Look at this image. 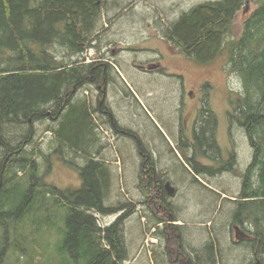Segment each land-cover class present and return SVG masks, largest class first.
<instances>
[{
	"label": "rangeland",
	"instance_id": "obj_1",
	"mask_svg": "<svg viewBox=\"0 0 264 264\" xmlns=\"http://www.w3.org/2000/svg\"><path fill=\"white\" fill-rule=\"evenodd\" d=\"M206 1L215 0H106L92 44L86 47L84 54L71 57L67 49L59 45L51 50L65 60L81 57L86 63L108 62L111 65L108 88L111 109L127 131L140 135L148 149L157 153L168 149L159 136L160 129L167 133L173 147L178 148L177 135L174 138L171 135L172 131L177 134L180 126L174 92H209V105L218 122V141L223 148L236 142V156L245 167L252 160L253 149L246 132L235 119L237 98L244 89L241 75L231 66L230 49L224 47L210 61L201 63L164 38V30L171 22ZM258 6V0H244L227 41L241 38L245 22ZM150 61L158 66L156 68H162L161 71L154 68L143 72L139 68ZM77 96L89 98L94 106L95 83L78 91ZM184 100L185 115L195 100L189 96ZM150 115L159 125L151 123ZM169 120L172 121L168 123ZM94 122L98 139L93 155L105 160L112 170V186L105 204L134 205V211L123 222L122 233L129 259L126 264H183L186 250L210 254L211 245L213 254L207 264L253 263L250 244L235 245L233 242L235 225H238L233 211L236 201L243 200L240 196L242 171L235 169L221 176L198 174L187 170L189 161L181 152L177 159L166 157L159 166H163L178 192L170 207H160L154 190L146 188L140 179L134 136L116 131L96 112ZM54 123L52 117L36 121V133L29 148L42 151L37 152V160L45 182L62 190L80 189L83 183L80 167L85 165L86 157L59 145L54 133L49 131ZM235 150L232 148V153L235 154ZM196 159L201 164L208 163L201 157ZM144 191L150 194L147 206L143 203ZM42 203L45 208L41 214L29 219L19 232H14L11 239L14 244L7 250L4 264H61L64 239L61 230L68 209L66 205L56 204L53 192ZM120 214L97 216L100 223L107 226ZM49 219L55 225H50ZM161 233L162 240L158 235ZM167 235L172 236L168 247L172 251L166 246Z\"/></svg>",
	"mask_w": 264,
	"mask_h": 264
},
{
	"label": "trees",
	"instance_id": "obj_2",
	"mask_svg": "<svg viewBox=\"0 0 264 264\" xmlns=\"http://www.w3.org/2000/svg\"><path fill=\"white\" fill-rule=\"evenodd\" d=\"M105 1L0 0V264L14 244V232L41 214L42 201L50 192L56 204L68 209L61 230V264H126L129 260L122 230L134 205L105 204L112 170L93 155L98 139L95 107L89 98L77 96L98 74L109 80L111 65L86 63L81 57L65 60L51 50L59 45L71 57L84 54L100 24ZM243 3H200L171 22L164 38L201 63L224 47L230 49L231 66L243 79V113L254 148L240 194L243 200L236 201L233 217L253 235L247 242L253 249L251 261L258 258L264 264V0H258L241 38L227 41ZM48 117L55 121L49 131L59 145L86 157L80 167V189L62 190L45 182L37 160V152L42 151L29 148L36 133L34 123ZM139 138L143 139L138 135L135 140ZM115 213L121 214L107 226L97 216ZM51 220L50 225H55Z\"/></svg>",
	"mask_w": 264,
	"mask_h": 264
},
{
	"label": "flooded vegetation",
	"instance_id": "obj_3",
	"mask_svg": "<svg viewBox=\"0 0 264 264\" xmlns=\"http://www.w3.org/2000/svg\"><path fill=\"white\" fill-rule=\"evenodd\" d=\"M248 9V8H247ZM248 11V10H246ZM158 66L153 65V61L147 63V66L142 65L139 66L143 72H148L149 70L152 71L154 68ZM162 68H156L159 72ZM95 80V112L101 116V119L105 123H111L116 131H122L127 133L128 135L134 136L135 138L138 136L137 133L134 132V135L131 131H127L119 121L117 120L115 113L111 109L109 102H108V88L110 81L105 77L98 74ZM104 82V85H102ZM243 93L241 91L238 103L235 105L236 112L238 116H235L237 123L240 124V127L244 129L246 132V136L249 140V145L254 151L252 144L250 142V137L248 134L247 122L246 117L243 113L244 105L243 101ZM173 96L175 97V101L177 102V113L180 122V126L178 129L177 134L174 131L171 132L172 137H176L177 135V146L178 148H174L171 139L167 135V133L160 129L159 136L163 142L168 145V149L164 153H157L153 150H149L147 147L146 142L142 141L141 138L136 140V150L138 154V159L140 162L139 166V173L140 179L145 184L146 188L154 190V194L158 197L159 206L168 208L172 204L171 200L178 192V188L174 185L173 181L166 176V171L163 170V166H159L162 163V160L166 157L170 156V159L176 158L179 156L181 152L182 155L186 156L189 161L187 164V170L197 173V170H200V174L204 175H213V176H221L229 172H233L235 169L242 171V185L246 180V176L250 171V163H248L245 167L241 166V161L239 157L237 158V143L233 142V146L229 148H223L218 141L217 132H218V122L216 121V117L213 114V110L210 108V93L204 92L202 94H197L194 90H190L185 93V90L182 92L175 91ZM185 96H189L190 98H194V104L190 106V109H187L184 115V107H185ZM188 105V104H187ZM186 105V106H187ZM172 116V115H171ZM152 118V119H151ZM151 123L158 124L156 119H154L151 115L149 118ZM172 120H169L170 123ZM167 128V127H166ZM170 132V129L167 128ZM158 131V129H157ZM231 148V149H230ZM232 148H236L235 154L232 153ZM203 158L208 160V163L201 164L200 161H196V158ZM177 159V158H176ZM253 159V157H252ZM191 165V166H189ZM196 166V167H195ZM191 168V169H190ZM170 183L171 186L174 187V192L171 194L168 191L167 184ZM143 194V203L145 206L148 205V200L150 194L146 193ZM170 215H173V212H170ZM178 221V219H176ZM176 221V222H177ZM170 224L174 225L173 222H169ZM237 226L240 230H237ZM173 228H178L177 226H172ZM161 231V229H159ZM160 233V232H159ZM163 233V231H162ZM158 234L159 238L162 240L163 235ZM172 236L167 235V248L170 246V240ZM253 239L252 233L250 231L244 230V226L235 225V237H234V244L235 245H242L247 244L249 240ZM169 249V248H168ZM172 251V249H169ZM166 254V252H165ZM186 257L184 259L183 264H207V262L211 259L209 253L201 254V253H193L187 252L183 253ZM257 259H254L253 263H255ZM251 263V264H253Z\"/></svg>",
	"mask_w": 264,
	"mask_h": 264
},
{
	"label": "water",
	"instance_id": "obj_4",
	"mask_svg": "<svg viewBox=\"0 0 264 264\" xmlns=\"http://www.w3.org/2000/svg\"><path fill=\"white\" fill-rule=\"evenodd\" d=\"M167 188H168V191L173 194L174 192V187L170 185V183L167 184ZM237 230L239 231L240 228L237 226ZM253 264H262V262L260 260H257L255 263Z\"/></svg>",
	"mask_w": 264,
	"mask_h": 264
},
{
	"label": "bare ground",
	"instance_id": "obj_5",
	"mask_svg": "<svg viewBox=\"0 0 264 264\" xmlns=\"http://www.w3.org/2000/svg\"><path fill=\"white\" fill-rule=\"evenodd\" d=\"M126 244V243H125Z\"/></svg>",
	"mask_w": 264,
	"mask_h": 264
}]
</instances>
